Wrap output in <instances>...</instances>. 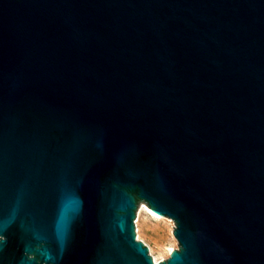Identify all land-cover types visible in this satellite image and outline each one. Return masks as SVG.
<instances>
[{"label":"water","instance_id":"water-1","mask_svg":"<svg viewBox=\"0 0 264 264\" xmlns=\"http://www.w3.org/2000/svg\"><path fill=\"white\" fill-rule=\"evenodd\" d=\"M264 264V0H0V264Z\"/></svg>","mask_w":264,"mask_h":264},{"label":"rangeland","instance_id":"rangeland-1","mask_svg":"<svg viewBox=\"0 0 264 264\" xmlns=\"http://www.w3.org/2000/svg\"><path fill=\"white\" fill-rule=\"evenodd\" d=\"M125 192L134 203L131 210L132 236L146 249L151 262L166 263L172 253H181L182 248L175 236L177 223L163 215L154 217L150 213L152 206L139 197L137 189H125Z\"/></svg>","mask_w":264,"mask_h":264},{"label":"bare ground","instance_id":"bare-ground-1","mask_svg":"<svg viewBox=\"0 0 264 264\" xmlns=\"http://www.w3.org/2000/svg\"><path fill=\"white\" fill-rule=\"evenodd\" d=\"M150 213L156 218L160 217V214L158 212H156L154 209L150 210ZM173 254L174 253H172V255ZM153 264H158V263L156 261H154Z\"/></svg>","mask_w":264,"mask_h":264}]
</instances>
